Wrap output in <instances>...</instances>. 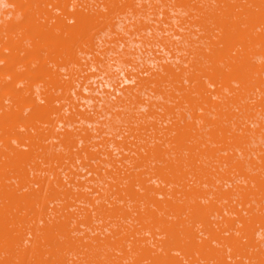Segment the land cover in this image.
Here are the masks:
<instances>
[{"label":"rangeland","instance_id":"rangeland-1","mask_svg":"<svg viewBox=\"0 0 264 264\" xmlns=\"http://www.w3.org/2000/svg\"><path fill=\"white\" fill-rule=\"evenodd\" d=\"M0 264H264V0H0Z\"/></svg>","mask_w":264,"mask_h":264},{"label":"bare ground","instance_id":"bare-ground-1","mask_svg":"<svg viewBox=\"0 0 264 264\" xmlns=\"http://www.w3.org/2000/svg\"><path fill=\"white\" fill-rule=\"evenodd\" d=\"M161 176V175H160ZM145 185V184H144ZM143 185V186H144ZM145 187H148V186H145ZM149 188H152V187H149ZM149 188H144V189H146L147 191H153V189L151 190V189H149ZM165 188H163L162 190H164ZM152 193V192H151ZM166 192L164 191V194H165ZM151 196V195H150ZM150 196H148L149 198H150ZM178 208H180L179 206H178ZM179 239V238H178ZM180 241V240H179Z\"/></svg>","mask_w":264,"mask_h":264}]
</instances>
